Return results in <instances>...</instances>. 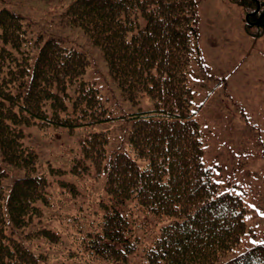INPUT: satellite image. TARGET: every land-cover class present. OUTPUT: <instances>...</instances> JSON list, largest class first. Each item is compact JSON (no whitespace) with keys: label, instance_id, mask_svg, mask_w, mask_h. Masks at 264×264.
Returning <instances> with one entry per match:
<instances>
[{"label":"trees","instance_id":"1","mask_svg":"<svg viewBox=\"0 0 264 264\" xmlns=\"http://www.w3.org/2000/svg\"><path fill=\"white\" fill-rule=\"evenodd\" d=\"M233 1L264 32V0ZM64 17L103 51L128 100L155 107L114 115L85 79L84 52L0 10V264H264V245L222 262L241 245L247 209L205 163L190 81L196 1L73 0ZM117 120L132 128L109 156V131L90 128ZM31 127L88 134L65 167L43 168Z\"/></svg>","mask_w":264,"mask_h":264},{"label":"rangeland","instance_id":"2","mask_svg":"<svg viewBox=\"0 0 264 264\" xmlns=\"http://www.w3.org/2000/svg\"><path fill=\"white\" fill-rule=\"evenodd\" d=\"M73 0H0L23 17L35 36L62 38L64 45L83 51L90 64L85 79L95 82L106 106L116 116L154 109L145 96L137 104L128 100L109 73L103 51L85 32L69 25L63 12ZM199 56L190 67L197 119L205 141V162L214 169L220 194L241 196L247 208V233L241 245L222 262L264 245V35L248 27L243 8L229 0H197ZM132 121L105 122L90 132L109 131V156L127 148L125 133ZM26 142L39 155V165L65 167L80 146L81 129L58 130L47 138L36 127L27 129ZM0 164L4 165L1 153ZM12 170V168L10 167ZM17 170L6 180L7 196ZM221 262V263H222Z\"/></svg>","mask_w":264,"mask_h":264}]
</instances>
